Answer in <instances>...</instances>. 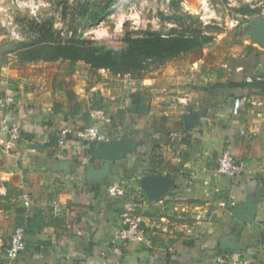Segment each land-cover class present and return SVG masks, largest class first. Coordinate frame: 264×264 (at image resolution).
Masks as SVG:
<instances>
[{
    "label": "crops",
    "instance_id": "1",
    "mask_svg": "<svg viewBox=\"0 0 264 264\" xmlns=\"http://www.w3.org/2000/svg\"><path fill=\"white\" fill-rule=\"evenodd\" d=\"M5 43L0 36V50ZM19 52L0 56L6 81L0 90V132L13 123L20 129L13 149L0 154V264H215L216 256L225 258L221 264H264L259 238L264 231V110L247 104L245 89L204 86L179 98L170 86L185 77L167 69L121 80L106 70L92 73L83 62L30 61ZM134 90L150 95L148 115L128 113ZM95 110L103 112L102 120H92ZM195 111L200 116L184 129L183 117ZM94 122L105 137L101 143L128 138L137 144L111 168L120 179L121 196L107 193L116 182L86 181L81 165L95 162L76 138L69 136L56 147L62 129ZM225 150L245 166L235 181L217 172ZM59 161L69 162L68 169ZM160 173L172 176L170 185L158 200L149 201L140 181ZM248 200H259V209L252 222L238 223L232 210ZM170 204L194 215L191 225H175L177 238L170 244L176 254L168 257L155 248L163 246L161 240L149 235L143 242L110 245L123 229L124 212L134 207L152 210L144 222L154 226L151 235L163 234L165 217L151 214ZM26 210L34 226L27 230L25 251L9 261L4 251ZM180 236L188 241L180 242ZM221 237L236 238L245 249L223 253Z\"/></svg>",
    "mask_w": 264,
    "mask_h": 264
},
{
    "label": "rangeland",
    "instance_id": "2",
    "mask_svg": "<svg viewBox=\"0 0 264 264\" xmlns=\"http://www.w3.org/2000/svg\"><path fill=\"white\" fill-rule=\"evenodd\" d=\"M105 2L106 0H0V36L6 41L1 46L0 56L14 52L18 54L19 51L22 52L21 57L28 56L23 54L25 45L32 38L38 37V30H49L55 42L69 43L85 39L106 45L115 51L127 46L124 41L126 35L137 38L146 32L164 36L178 33L184 37L205 38V43L199 49L180 54L176 58L153 62L139 76L125 75L116 78L130 80L151 74L157 69H167L185 77L181 83L179 77V84L170 88L178 90L172 91L177 97L186 98L190 91H201L199 88L204 86L215 90L223 89L215 86L221 82L218 74H222L221 79L227 77L230 80H240L244 67L242 64L251 66L257 61V65L251 68V73L257 74L258 82H264V53L254 59L255 52L249 48L254 44L250 36L246 35L248 21L258 17L264 20V0H116L97 23L89 22L91 12L102 8ZM239 8H250L258 13L243 16L235 12ZM33 54L42 56L43 53ZM233 68L236 70L233 71ZM209 73L206 80L205 75ZM243 92L248 105L253 102L264 110V90L254 87ZM144 208L127 209L124 212V218L129 219L127 224L130 220L139 218V223L147 231L146 238L149 235V238L153 236L162 241L159 243L163 246H154L155 248H161L168 257L176 254L173 250L176 246L170 244L177 238L173 231L175 225L178 222L191 225L194 222L193 213L189 208L176 204L160 210L162 214L155 209L156 212L151 215L165 217L167 227L163 234L153 231L151 235L155 228L152 224H146L143 218L152 210ZM185 241L188 240H182L180 236V242ZM211 254L214 255L213 252ZM212 260L215 264H221L225 258L216 256Z\"/></svg>",
    "mask_w": 264,
    "mask_h": 264
},
{
    "label": "trees",
    "instance_id": "3",
    "mask_svg": "<svg viewBox=\"0 0 264 264\" xmlns=\"http://www.w3.org/2000/svg\"><path fill=\"white\" fill-rule=\"evenodd\" d=\"M115 1L106 0L102 8L91 12L89 22L97 23L100 17L108 11L111 4ZM235 12L243 16H252L258 13L256 10L250 8L235 9ZM124 41L127 46L115 51L106 45L85 39L69 43L55 42L49 30L47 32L38 30V37H34L26 43L23 54H28V56H23V59L47 62L67 61L71 65H74L76 62H83L92 73L98 72L99 70H106L115 77L125 75L139 76L142 72L147 71L149 64L153 62H163L167 59L176 58L180 54L199 49L205 43V38L184 37L178 33L164 36L154 32H146L142 37L137 38L126 35ZM35 48L37 49L33 50ZM249 48L255 52L254 59H257L260 53H264V50L255 44ZM35 52L43 54L42 56H34L35 54L33 53ZM236 65L237 63L234 66ZM256 65L257 61L255 63L253 62L251 66L242 64L244 67L242 68V78L240 80H230L226 77L224 81L221 80L215 86L229 90L254 87L264 90V82H258L257 78L259 77L257 74L251 73V68H254ZM235 70L233 68V71ZM221 77L222 74H218V79H221ZM248 79L250 81H247ZM129 98L131 105L128 108V113L132 118H140L148 115L150 112V104L148 102L150 95L148 93L134 90L130 92ZM187 138L182 139V144L187 145ZM95 146L96 143L86 146L84 148V154L90 155ZM13 147L14 145L10 150ZM33 226V217H27V228L31 230ZM225 252L223 251V253Z\"/></svg>",
    "mask_w": 264,
    "mask_h": 264
},
{
    "label": "water",
    "instance_id": "4",
    "mask_svg": "<svg viewBox=\"0 0 264 264\" xmlns=\"http://www.w3.org/2000/svg\"><path fill=\"white\" fill-rule=\"evenodd\" d=\"M249 27L246 30V35L250 36L253 44L264 50V20L260 17L248 21ZM200 112H192L183 117L184 129L192 127L194 120L200 116ZM7 143V132H0V145L5 146ZM137 147L136 143L130 142L128 138L120 140H111L105 143L96 144L91 158L97 163H88L81 166L85 169V177L87 182H101L110 180L120 183L117 175L111 172L113 163L123 159L127 153ZM62 166L67 167L69 162H61ZM172 176L170 174H157L155 176H147L140 181V187L145 193L149 201H156L162 193L168 189ZM259 209V200L246 201L244 204L237 205L233 208L231 217L241 224L252 222ZM260 243L264 244V231L259 234ZM218 249L221 251H237L244 250L245 246L236 244V238L229 239L221 237L218 239Z\"/></svg>",
    "mask_w": 264,
    "mask_h": 264
},
{
    "label": "built area",
    "instance_id": "5",
    "mask_svg": "<svg viewBox=\"0 0 264 264\" xmlns=\"http://www.w3.org/2000/svg\"><path fill=\"white\" fill-rule=\"evenodd\" d=\"M5 85L6 81L4 77L0 75V90ZM91 118L96 122L102 120L103 112L101 110L92 111ZM96 122L82 129H62L59 133V140L57 141L56 147L61 148L64 145L65 140L69 136H73L74 138H76L83 146V148L92 143H101L105 139V137L101 133L100 127ZM5 131L7 132V143L5 146L0 145V154L8 152L10 148L19 140L20 129L18 123L10 124ZM244 168L245 166L242 163L237 162L229 150H225L224 152H222L218 159L217 172L228 180L235 181L240 178L244 173ZM107 193L110 196L117 197L123 195V190H121L117 184H114L107 188ZM22 199L26 202L27 196L24 195ZM25 207H28L27 203H25ZM53 212L54 215H59L60 213L58 208H55ZM29 216L31 215L29 211L26 210L22 225L16 227L9 238L7 247L4 251L5 257L9 261L17 259L18 256L26 249L25 237L28 230L27 217ZM125 216L126 214L124 215V217ZM128 221L129 219L127 217L124 218L122 223L123 229L119 232L117 237L111 239L110 245L112 247H114L113 245H116L118 242H143L145 240L147 231L139 223V218H134L133 220H130L129 224H127ZM102 255L104 256L105 252H103Z\"/></svg>",
    "mask_w": 264,
    "mask_h": 264
}]
</instances>
